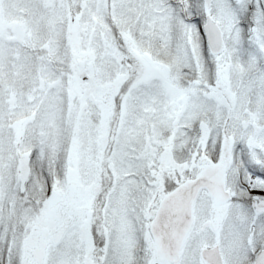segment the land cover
I'll return each instance as SVG.
<instances>
[{"label":"snow or ice","instance_id":"1","mask_svg":"<svg viewBox=\"0 0 264 264\" xmlns=\"http://www.w3.org/2000/svg\"><path fill=\"white\" fill-rule=\"evenodd\" d=\"M0 264H264V0H0Z\"/></svg>","mask_w":264,"mask_h":264}]
</instances>
